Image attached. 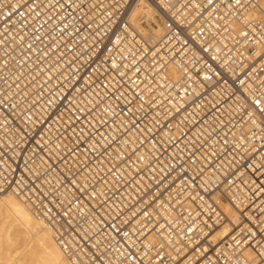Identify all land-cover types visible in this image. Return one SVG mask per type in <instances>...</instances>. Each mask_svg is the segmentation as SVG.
<instances>
[{"label":"built area","instance_id":"built-area-1","mask_svg":"<svg viewBox=\"0 0 264 264\" xmlns=\"http://www.w3.org/2000/svg\"><path fill=\"white\" fill-rule=\"evenodd\" d=\"M141 1L0 0V194L70 264H264L260 0Z\"/></svg>","mask_w":264,"mask_h":264},{"label":"bare ground","instance_id":"bare-ground-1","mask_svg":"<svg viewBox=\"0 0 264 264\" xmlns=\"http://www.w3.org/2000/svg\"><path fill=\"white\" fill-rule=\"evenodd\" d=\"M260 1V12L264 14V0ZM132 15L151 19L159 32L155 10L146 0L133 9ZM222 211L227 220L211 236L213 245L225 239L239 223L238 213L228 204H222ZM0 264H70L44 222L11 194H0Z\"/></svg>","mask_w":264,"mask_h":264},{"label":"rangeland","instance_id":"rangeland-1","mask_svg":"<svg viewBox=\"0 0 264 264\" xmlns=\"http://www.w3.org/2000/svg\"><path fill=\"white\" fill-rule=\"evenodd\" d=\"M261 2V1H260ZM261 13V12H260ZM1 262H3V261H1ZM15 262V261H14Z\"/></svg>","mask_w":264,"mask_h":264}]
</instances>
